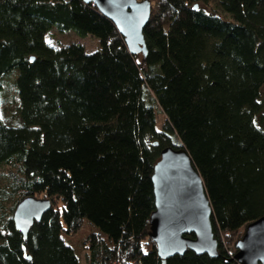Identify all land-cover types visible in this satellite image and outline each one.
I'll use <instances>...</instances> for the list:
<instances>
[{"label": "trees", "instance_id": "1", "mask_svg": "<svg viewBox=\"0 0 264 264\" xmlns=\"http://www.w3.org/2000/svg\"><path fill=\"white\" fill-rule=\"evenodd\" d=\"M149 1L144 56L83 0H0V264H82L62 235L84 222V264H162L151 176L173 146L202 179L218 256L164 264H237L264 216V0ZM53 30L98 48L54 45ZM26 196L51 207L24 239L12 213Z\"/></svg>", "mask_w": 264, "mask_h": 264}, {"label": "water", "instance_id": "2", "mask_svg": "<svg viewBox=\"0 0 264 264\" xmlns=\"http://www.w3.org/2000/svg\"><path fill=\"white\" fill-rule=\"evenodd\" d=\"M94 5L123 37L132 55H146L143 30L150 15L149 0H83ZM154 210L149 217V238L157 256L165 260L192 251L217 257L211 225V206L202 179L182 146L161 150L151 176ZM47 198L26 196L15 206L12 222L25 239L34 222L50 209ZM237 264H264V216L245 226L235 244Z\"/></svg>", "mask_w": 264, "mask_h": 264}, {"label": "rangeland", "instance_id": "3", "mask_svg": "<svg viewBox=\"0 0 264 264\" xmlns=\"http://www.w3.org/2000/svg\"><path fill=\"white\" fill-rule=\"evenodd\" d=\"M47 40L50 43L57 45V46H64L70 43L81 44L82 46H84L85 51L88 53L94 52L98 48V41L95 38L88 36L82 39V38L75 36L72 33L60 34V33H57L55 30L49 33V35L47 36ZM156 120H157L158 125H160L162 123L163 116L157 115ZM6 170H7V167L0 169V186L5 184V175L7 172ZM39 199H42V197H40ZM9 203H11V201L8 202L7 204L9 205ZM94 232L96 231L93 229V227L89 225L87 222H84L82 225V229L79 232H77L75 235L69 236V237L62 235L64 242L73 249V251L75 252V255L78 257L79 261L82 264L85 263V257L87 256L86 239ZM232 253L233 254L235 253V249L232 250Z\"/></svg>", "mask_w": 264, "mask_h": 264}]
</instances>
